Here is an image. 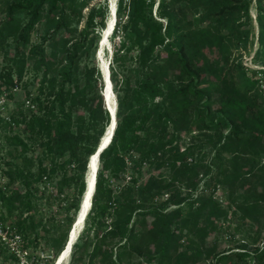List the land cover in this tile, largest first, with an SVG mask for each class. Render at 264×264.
Segmentation results:
<instances>
[{
    "label": "trees",
    "instance_id": "obj_1",
    "mask_svg": "<svg viewBox=\"0 0 264 264\" xmlns=\"http://www.w3.org/2000/svg\"><path fill=\"white\" fill-rule=\"evenodd\" d=\"M93 1L17 0L5 6L0 20V53L7 61L0 68V94L7 93L9 103L16 104L10 121L0 119V174L7 179V189L0 187V221L12 224L28 247L55 258L80 211L89 160L110 125L102 74L98 66L82 65L110 17L106 2L91 6ZM155 3L117 0L112 37L121 43L110 73L117 126L100 154L92 207L72 246L71 264L85 257L88 264H138L139 259L189 264L206 258L210 264H264L259 236L249 238L251 249L245 244L221 253L205 245L181 250L186 237L191 243L205 242L215 222L228 215L264 220V190L231 192L223 206L215 187L206 195L184 194L177 187L191 190L201 171L212 174L211 165L194 159L202 146L181 150L182 133H205L215 160L231 166L216 179L223 187L243 184L253 161L264 157V0H160L154 16ZM82 21L85 26L74 40ZM41 23L44 33L30 47ZM240 45L262 68L232 60V50ZM220 46L224 53L216 62L213 49ZM30 62L42 81L38 92L27 90L19 101L15 89L23 84ZM27 100L35 110L25 107ZM132 152L139 157L132 158V182L124 184L125 157ZM146 162L154 169L141 184ZM242 162L247 166L240 170ZM44 175L57 195L40 190ZM60 194L66 196L65 206ZM45 198L55 211L51 204L47 213L41 210ZM0 257L6 260L2 264H16L1 244Z\"/></svg>",
    "mask_w": 264,
    "mask_h": 264
},
{
    "label": "rangeland",
    "instance_id": "obj_2",
    "mask_svg": "<svg viewBox=\"0 0 264 264\" xmlns=\"http://www.w3.org/2000/svg\"><path fill=\"white\" fill-rule=\"evenodd\" d=\"M0 20L3 18V9L5 6L9 3H13L17 0H0ZM160 0H156L155 6H154V16H156L157 13V7ZM106 2L109 6V10H111L112 15V8L114 7L117 11V0H95L92 2V5L104 3ZM88 9L84 10V15H87ZM21 17L26 20V17L24 14H21ZM110 18V17H109ZM252 18L255 25V28L257 30L258 25L256 22V9L255 7L252 8ZM109 20V19H108ZM117 20V15H116ZM108 24V22H107ZM85 23L82 21L80 25L77 26V29L74 35V40L78 37L79 32L84 28ZM44 24L41 23L38 25L36 30L32 33V36L30 38V47L37 44L41 36L44 33ZM103 38V32L100 35V38L98 40L97 46L94 45L91 50V53H89L86 57L83 58V64H89L90 66H98L100 73L102 74V78L104 81V66H107L110 70V73L112 72L113 65L112 60L114 57V53L116 52V49L120 46L121 38L116 37L114 39L112 35H110L109 42L105 45H101ZM11 45V53L14 52L15 44L13 42L10 43ZM95 49V51H94ZM256 49V46L255 48ZM29 50V49H28ZM27 50V52H28ZM213 58L216 59V62H220L222 59V55L224 53L223 47H215L213 49ZM232 60L234 61H242L247 67L249 68H262L261 65L255 64L253 61L254 54H249V52L240 45L237 47V49L232 50L231 53ZM7 61L4 59V56L2 53H0V68L3 66H6ZM32 62L29 63L27 73L25 74L24 82L22 85L18 88V96L17 99L20 101L25 98L26 91L30 90L32 92H38V88L40 86V83L42 81V74L36 73L32 70ZM105 84V82H104ZM105 108L107 110V105L105 101L104 96V90H102V94ZM114 98L117 102V94L114 92ZM16 106L15 103H11V108H14ZM5 134L4 131H2V136ZM181 150H185L190 145L194 146H202V149L198 148L196 150V154L194 159L198 160L199 162H202L204 165H211L212 166V174L210 176H207L204 171H201V174L199 175V178L197 180V185L190 189H187L186 185L177 184V187H179L184 194L186 193H194L196 195H206L209 192H212L214 187L215 190V198L223 205L227 206L230 202L229 196L231 192H234L235 196H239L244 194V192L249 191L250 193H259L264 190V178L257 179V176H264V172H260V168L264 167V157H260L258 159H251L253 161V171L251 175H246V178L243 184H236V186L232 189L230 186H220L217 183V178L221 176V172L225 169L230 171L231 166L227 164V162H223L222 164L215 160L216 154L214 153L213 149L210 145L207 144V137L206 134L200 131H197L196 129L192 131L191 133H182L181 134V141L179 143ZM135 156H138L135 153ZM139 157V156H138ZM138 157H136L138 159ZM201 160V161H200ZM190 162H193V159H189ZM193 163H196L193 162ZM242 166H247L244 162L241 163V166H239L240 170L242 169ZM154 168L149 166L147 164L146 166H143L142 173L143 177L141 178V184L147 180L151 174L152 170ZM132 171V170H131ZM133 173V172H132ZM158 173V172H157ZM165 176L167 178L170 177V171L166 170L164 172ZM88 174V172H87ZM87 174L85 176V179L87 180ZM243 179V180H244ZM171 194V191L168 192ZM233 210H235V207H232ZM258 232V233H257ZM259 236L258 245L264 246V220L262 221H251V220H243L241 217L231 216L228 215V217H224L222 219H219L215 222L214 230L210 232V234L207 236L205 242L201 243L199 240H197L195 243H191L190 239L187 237L182 240V248L181 250H185L189 247H203V245L207 247L216 246L218 252H230V251H238L240 248H243L245 244H248V248L251 249L252 246H250L249 238H254ZM145 248V246H143ZM154 245L151 246V251H153ZM6 261L3 257H0V264L5 263ZM100 260H96L94 264H101ZM138 264H147L145 262V259H139ZM64 264H71V256L65 261ZM73 264H88L87 257L82 259L81 261H78V259L75 260ZM156 264V263H151ZM189 264H210V259L206 258L205 260H200L197 262H190Z\"/></svg>",
    "mask_w": 264,
    "mask_h": 264
},
{
    "label": "built area",
    "instance_id": "obj_3",
    "mask_svg": "<svg viewBox=\"0 0 264 264\" xmlns=\"http://www.w3.org/2000/svg\"><path fill=\"white\" fill-rule=\"evenodd\" d=\"M17 89L18 88H16L15 90ZM25 107L33 109V110L36 109V106L31 102V100L26 101ZM11 111H12L11 103H9L7 99V93L0 94V119L10 121ZM136 157L138 156H135L134 152H132L131 154L125 157L126 163L128 166V171L122 176V179H121V181L124 184H129L133 180V173L131 171L133 168L132 158H136ZM99 164H100V161H99ZM147 164L148 163L146 162L144 166H146ZM112 186L114 189H116V191L119 190L121 187L119 184H116V183H112ZM0 187L3 189H7V179L1 174H0ZM39 188L42 192H46L47 194L55 193L52 183L49 181L47 175H44L42 179L40 180ZM55 194L57 195V193ZM60 197L63 200L62 204L65 206L67 202L66 196L64 194H60ZM169 197H170V194L167 192L163 195V200H167ZM48 204H51V200H48L47 198H45L44 206L41 209L45 213L48 212V208L46 207L48 206ZM55 209H56L55 205L51 204V211H55ZM110 222L111 220L109 219L108 223L110 224ZM79 236L77 237L76 241L78 240ZM0 244L10 254L13 255L16 264H49L52 261H54V264H56L57 259L59 257L58 256L57 258H55V256L52 253H48L47 251L41 248L34 249L32 247H28L26 245L23 235L20 232H18V230L12 224L8 222L0 221ZM70 256H71V253H70Z\"/></svg>",
    "mask_w": 264,
    "mask_h": 264
},
{
    "label": "bare ground",
    "instance_id": "obj_4",
    "mask_svg": "<svg viewBox=\"0 0 264 264\" xmlns=\"http://www.w3.org/2000/svg\"><path fill=\"white\" fill-rule=\"evenodd\" d=\"M114 24H115V8L113 7L112 15H110L107 27L103 31V38H102L101 45H105L106 43L109 42L110 35L112 34V31L114 28ZM103 70H104V78L106 80V84L104 85L105 101L106 103H108L106 105H108L110 110L112 111V114L116 119L115 120L116 123L114 127L112 125L111 127L108 128V132L103 138L102 146H105V147L104 148L102 147L103 149H101L98 153L95 152L89 160V169H88V174H87L88 188L86 190L85 196L82 199L79 214L76 217L75 222L70 230V236L67 241L68 242L67 246H65V248L63 249V252H61V254L59 255L56 264H64L65 261L69 258L72 246L85 225L87 215L90 212L91 207H92V199L95 193L100 154L110 144L111 133L113 132V130L115 132V129L117 126V102L114 98V89H113V84H112L111 77H110V70L107 66H104Z\"/></svg>",
    "mask_w": 264,
    "mask_h": 264
},
{
    "label": "water",
    "instance_id": "obj_5",
    "mask_svg": "<svg viewBox=\"0 0 264 264\" xmlns=\"http://www.w3.org/2000/svg\"><path fill=\"white\" fill-rule=\"evenodd\" d=\"M104 82H105V84H106V80H105V78H104ZM106 87H107V85H106ZM104 96H105V93H104ZM106 104H108V103H106ZM107 111H108V113H109V115H110V125H109V127H111L112 125H113V127L115 126V123H116V119H115V117L113 116V114H112V111L110 110V108H109V106L107 105ZM108 127V128H109ZM108 128H107V130H106V132H105V135L107 134V132H108ZM113 134H114V130H113V132L111 133V136H110V138L112 139V137H113ZM104 135V136H105ZM104 138V137H103ZM103 138H102V140H101V142H100V144H99V146H98V148H97V151H96V153H98L101 149H103L105 146H102V142H103ZM103 147V148H102ZM88 169H89V164H88ZM86 184H87V180H86ZM87 188H88V185H87ZM87 188H86V190H87ZM86 193V192H85ZM84 196H85V194H84ZM78 214H79V212H78ZM78 216V215H77ZM70 236V235H69ZM68 243V242H67ZM66 246H67V244H66Z\"/></svg>",
    "mask_w": 264,
    "mask_h": 264
}]
</instances>
